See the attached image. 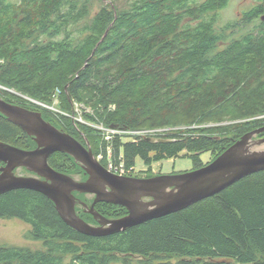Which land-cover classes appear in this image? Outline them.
Wrapping results in <instances>:
<instances>
[{
	"label": "trees",
	"instance_id": "1",
	"mask_svg": "<svg viewBox=\"0 0 264 264\" xmlns=\"http://www.w3.org/2000/svg\"><path fill=\"white\" fill-rule=\"evenodd\" d=\"M231 1L0 0L3 95L56 126L80 129L94 155L110 149L127 176L138 177L137 158L149 176L154 163L178 156L191 157L200 169L264 127V0L241 21L220 25ZM57 91L59 111L24 97L53 105ZM76 102L94 110L85 113L88 121L118 130H172L150 137L117 133L103 141L98 129L74 121ZM0 141L36 146L1 113ZM206 152L208 162L201 156ZM101 163L107 168L106 159ZM49 164L67 174L79 169L87 178L64 152L51 155ZM75 195L88 205L94 201ZM95 207L109 219L129 213L108 202ZM77 212L97 225L83 207ZM0 218L24 221L30 226L25 238L42 245H1L0 264H264V170L185 209L103 237L75 230L51 199L30 189L1 194Z\"/></svg>",
	"mask_w": 264,
	"mask_h": 264
},
{
	"label": "water",
	"instance_id": "2",
	"mask_svg": "<svg viewBox=\"0 0 264 264\" xmlns=\"http://www.w3.org/2000/svg\"><path fill=\"white\" fill-rule=\"evenodd\" d=\"M261 19L264 21V14ZM0 112L33 136L38 144L35 150H25L0 142V161L5 163L0 168V195L16 189L40 192L54 202L69 226L89 236L116 234L180 211L223 191L248 175L264 170V137L255 139L264 132V127L246 133L200 169L136 178L110 172L96 159L90 146L86 147L72 135L46 121L41 112L12 104L1 97ZM58 151L74 157L88 178L78 181L55 170L49 164V157ZM20 167H26L40 177L17 175L15 170ZM75 191L95 196L92 205H83L98 225L78 215L76 206L80 202ZM99 202L122 205L129 213L119 219L106 218L96 210L95 205Z\"/></svg>",
	"mask_w": 264,
	"mask_h": 264
},
{
	"label": "rangeland",
	"instance_id": "3",
	"mask_svg": "<svg viewBox=\"0 0 264 264\" xmlns=\"http://www.w3.org/2000/svg\"><path fill=\"white\" fill-rule=\"evenodd\" d=\"M13 3H19L21 0H9ZM128 0H122L121 3H125ZM257 0H232L228 7L224 9L221 12L220 21L219 24L222 25L223 23L227 21H234L239 20L241 21L243 12L247 10L248 8L252 7L254 4H256ZM237 29L234 33H237ZM231 33V32H229ZM4 86L0 85V91H2ZM13 93H17L15 90H10ZM19 94V93H17ZM59 91H57L54 95V102L53 105H47L45 103L39 102L37 100L31 99L27 96H24L27 99H30L34 104L45 108L50 109L53 111H59ZM21 95V94H19ZM23 96V95H22ZM7 100V99H6ZM11 103V102H10ZM15 104V103H12ZM18 105V104H15ZM21 106V105H20ZM24 107V106H22ZM74 110L76 112V116L74 118V121H79L85 125H89L90 127L98 129L102 134L103 141H108L113 138V136L117 133H126V134H144L148 135L145 137H150V135H157L161 134L163 132L172 130L171 128L165 127V128H143L140 130H134L133 132H127L125 130H118L116 126H108L103 122H92L88 121L85 118V113H89L91 115H94V110L91 106H85L80 103H74ZM40 112V111H37ZM68 115V114H67ZM230 123V122H229ZM220 124H228V123H220ZM214 125V124H211ZM256 139V138H255ZM103 150L99 151L97 154V158L99 159L100 154H102ZM110 151V149H109ZM107 152V154L109 153ZM105 155V152L103 153ZM107 156V155H106ZM202 159L204 162H208L211 160V154L206 152L203 153ZM195 164L193 162V159L188 156H178L174 158H168L164 159L162 161L156 162L153 164V174H159V173H165V174H178V173H184L189 172L194 169ZM26 168V167H24ZM83 168V167H82ZM147 169L146 165L144 164L143 160L141 158H137L136 160V166H135V176H146L145 171ZM17 175L22 176H33L30 173V170L26 168V170L22 169V167L18 168V170L15 171ZM162 175V174H161ZM164 175V174H163ZM79 178V177H74ZM81 179V176H80ZM92 197H88V199H91ZM87 212V211H86ZM92 224V223H91ZM96 225V224H94ZM98 225V224H97ZM30 229V226L25 223L22 220L12 218V219H2L0 218V246L1 245H17V246H27L33 249L41 248V242L39 241H33V240H27L25 238V234Z\"/></svg>",
	"mask_w": 264,
	"mask_h": 264
},
{
	"label": "flooded vegetation",
	"instance_id": "4",
	"mask_svg": "<svg viewBox=\"0 0 264 264\" xmlns=\"http://www.w3.org/2000/svg\"><path fill=\"white\" fill-rule=\"evenodd\" d=\"M0 97L1 98H3L4 100H6L5 99V97H4V95H3V92L2 91H0ZM6 101H8V100H6ZM8 102H10V101H8ZM12 103V102H11ZM33 111H36V110H33ZM1 113V112H0ZM2 114V113H1ZM5 116V115H4ZM6 117V116H5ZM9 120V119H8ZM46 121H48V122H50V123H52L49 119H45ZM10 121V120H9ZM11 122V121H10ZM13 123V122H12ZM53 124V123H52ZM54 126H56L55 124H53ZM59 130H61L62 132H64V133H68V134H70V135H72L75 139H77L79 142H81L83 145H85L86 147H87V145L85 144V142H84V138H83V136H82V134L80 133V129L79 130H70V131H68V130H66V128L63 126V127H60V126H56ZM33 139H34V137L33 136H31ZM34 141H35V139H34ZM1 142V141H0ZM35 144H36V146L35 147H32V148H27V149H25V150H35L37 147H38V144H37V142L35 141ZM58 152H60V151H58ZM56 153V152H55ZM65 153V152H64ZM54 154V153H53ZM52 154V155H53ZM67 154V153H66ZM51 157V156H50ZM50 157H49V159H50ZM74 158V157H73ZM76 161V160H75ZM77 162V161H76ZM4 163V162H3ZM78 163V162H77ZM4 165H5V163H4ZM3 165V166H4ZM79 165H80V163H79ZM81 167H82V165H81ZM22 169H24V170H26V168H24V167H22ZM16 170H18V169H16ZM15 170V171H16ZM56 170V169H55ZM82 170H83V173L84 174H87L86 172H85V170L82 168ZM58 171V170H57ZM60 172V171H59ZM30 173L33 175V176H36V177H40L37 173H35V172H32V171H30ZM61 173H63V172H61ZM64 174H67V173H64ZM161 174H165V173H159V174H154L153 176H149V175H146V176H138V177H136V178H150V177H154V176H157V175H161ZM67 175H70V176H72L73 178L74 177H79V178H75L76 180H78V181H84V180H86L87 178H88V174H87V178L86 179H82V177H81V179H80V170L78 169V170H74V172H73V174H67ZM127 176V175H126ZM131 177V176H130ZM42 178V177H41ZM84 194V197L86 198H88V197H93L94 195H92V194H89V193H82V192H78V191H75L74 192V194ZM76 196V195H75ZM76 198L78 199V201L79 202H83V200H80V198H78L77 196H76ZM94 198H95V196H94ZM83 207L84 209H85V207H84V205L82 204V203H78L77 204V206H76V210H77V208H79V207ZM86 210V209H85ZM97 222V221H96ZM97 224H98V222H97Z\"/></svg>",
	"mask_w": 264,
	"mask_h": 264
},
{
	"label": "built area",
	"instance_id": "5",
	"mask_svg": "<svg viewBox=\"0 0 264 264\" xmlns=\"http://www.w3.org/2000/svg\"><path fill=\"white\" fill-rule=\"evenodd\" d=\"M140 137H145V136H148V135H144V134H139ZM111 151H109V155L107 154L104 155L103 153L100 154V157L99 159H102V160H105L106 159V163H107V166H108V170L113 172V173H116V174H119V175H125L127 174V170L125 168V165H124V162L121 160L119 163H116L112 158H111V154H110ZM105 158V159H104Z\"/></svg>",
	"mask_w": 264,
	"mask_h": 264
},
{
	"label": "bare ground",
	"instance_id": "6",
	"mask_svg": "<svg viewBox=\"0 0 264 264\" xmlns=\"http://www.w3.org/2000/svg\"><path fill=\"white\" fill-rule=\"evenodd\" d=\"M93 121H94V120H93ZM95 121H96V120H95ZM90 148H91V147H90ZM92 152H93V151H92ZM93 154H94V153H93ZM98 154H99V153H98ZM98 154H97V155H98ZM94 156H95V155H94ZM95 157H96V159H97L99 162L104 161V160H102V159H98L97 156H95ZM74 159H75V158H74ZM107 169H108V166H107ZM110 172H111V171H110ZM112 173H113V172H112ZM114 174H116V173H114ZM117 175H119V174H117ZM121 176H126V174H125V175H121ZM80 203L83 204V203H86V202H84V201L82 202V201H81ZM86 204H87V203H86ZM85 221H86V220H85Z\"/></svg>",
	"mask_w": 264,
	"mask_h": 264
}]
</instances>
